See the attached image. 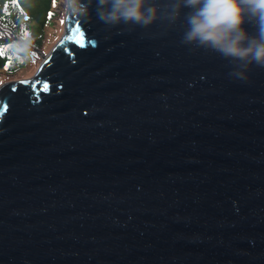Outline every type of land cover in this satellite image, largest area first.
<instances>
[{
  "label": "water",
  "instance_id": "obj_1",
  "mask_svg": "<svg viewBox=\"0 0 264 264\" xmlns=\"http://www.w3.org/2000/svg\"><path fill=\"white\" fill-rule=\"evenodd\" d=\"M92 16L0 84V264H264V68Z\"/></svg>",
  "mask_w": 264,
  "mask_h": 264
},
{
  "label": "clouds",
  "instance_id": "obj_2",
  "mask_svg": "<svg viewBox=\"0 0 264 264\" xmlns=\"http://www.w3.org/2000/svg\"><path fill=\"white\" fill-rule=\"evenodd\" d=\"M106 26L149 27L157 20L172 25L183 15L186 28L181 43L218 53L234 64L228 75L247 80L251 65L264 68V0H64L65 12ZM183 9H188L186 12ZM259 25L252 36L241 27L245 20ZM30 42L18 50L29 55Z\"/></svg>",
  "mask_w": 264,
  "mask_h": 264
},
{
  "label": "trees",
  "instance_id": "obj_3",
  "mask_svg": "<svg viewBox=\"0 0 264 264\" xmlns=\"http://www.w3.org/2000/svg\"><path fill=\"white\" fill-rule=\"evenodd\" d=\"M50 2L47 0L46 11ZM42 18L29 12L23 0H0V84L19 76L24 67L37 69L40 65L49 49L44 45L47 31L46 18ZM22 40L30 42L27 56L17 47Z\"/></svg>",
  "mask_w": 264,
  "mask_h": 264
},
{
  "label": "rangeland",
  "instance_id": "obj_4",
  "mask_svg": "<svg viewBox=\"0 0 264 264\" xmlns=\"http://www.w3.org/2000/svg\"><path fill=\"white\" fill-rule=\"evenodd\" d=\"M23 2L25 3L26 8L28 9L29 12L34 13L37 16L42 15L43 16L42 19L46 18L45 29L47 31V34L44 45L45 47L48 46V48H50L52 44L56 42V40L59 38V36H61V34L64 31V23H61V21H64V16H65L64 0H51L50 10L48 11H46L45 9L47 0H23ZM50 13L51 15H49ZM46 51L48 52L49 49ZM34 68L35 67L28 69L27 67H24L19 76L13 77L9 80L31 77L32 75L30 74H33L36 71V69Z\"/></svg>",
  "mask_w": 264,
  "mask_h": 264
},
{
  "label": "snow or ice",
  "instance_id": "obj_5",
  "mask_svg": "<svg viewBox=\"0 0 264 264\" xmlns=\"http://www.w3.org/2000/svg\"><path fill=\"white\" fill-rule=\"evenodd\" d=\"M49 15H51V13H50ZM61 23H64V21H61ZM73 31L79 33V31H80V26H77L76 28H74ZM68 38H69V39H72L73 37L70 36V37H68Z\"/></svg>",
  "mask_w": 264,
  "mask_h": 264
},
{
  "label": "bare ground",
  "instance_id": "obj_6",
  "mask_svg": "<svg viewBox=\"0 0 264 264\" xmlns=\"http://www.w3.org/2000/svg\"><path fill=\"white\" fill-rule=\"evenodd\" d=\"M49 53H47V55H48Z\"/></svg>",
  "mask_w": 264,
  "mask_h": 264
}]
</instances>
